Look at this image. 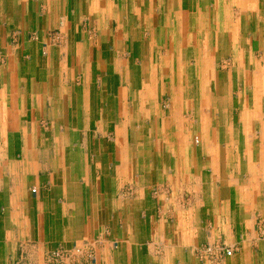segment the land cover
Here are the masks:
<instances>
[{
  "label": "crops",
  "instance_id": "1",
  "mask_svg": "<svg viewBox=\"0 0 264 264\" xmlns=\"http://www.w3.org/2000/svg\"><path fill=\"white\" fill-rule=\"evenodd\" d=\"M263 72L264 0H0V264H264Z\"/></svg>",
  "mask_w": 264,
  "mask_h": 264
},
{
  "label": "rangeland",
  "instance_id": "2",
  "mask_svg": "<svg viewBox=\"0 0 264 264\" xmlns=\"http://www.w3.org/2000/svg\"><path fill=\"white\" fill-rule=\"evenodd\" d=\"M236 61L238 62V59H236ZM204 73L205 74H208V72L207 73L204 72ZM210 74H211L210 75L211 77H209V78H214L215 77L217 79L219 77V80H221V75L224 74V71L220 70L216 66L215 67V70L213 72H210ZM228 74H229V77H230L229 80L232 83V86L230 87V91H231V98H232V101L233 102L230 104V106H229L228 109H226V106H224L225 104H223V103H217L216 104V111H218V113L216 114V117L214 119L211 118V119H207V120L200 119V120L197 121L198 122V126L205 127L206 124H209L210 125V122L211 121H212L213 125H215V126H217V125L218 126H221L222 124H226V123H229L230 122L231 128H232L233 132H235V133L236 132H240V130H241L240 129V126L241 125H240V123L238 121V113L240 111V108L242 107L241 105H243V104L237 103L235 101L240 100V98H242L241 95H242V93L244 91V87H242V86H243V84H244V86H246V84H249V81H250L249 78L250 77L248 76L249 74L247 75L246 72H244V71H238L237 69L236 70L234 69V71H231L230 70L228 72ZM246 75H247V77H246ZM262 76H264V72L262 73ZM255 77H257V76L255 75ZM190 78H191V76H190ZM200 78L201 79L203 78V75L202 74H200ZM245 88H247V91L245 93H247V94L250 93L248 87H245ZM262 91H264V90H262ZM248 106L251 107V104H249ZM260 108H261V106L259 104V109ZM260 110L262 112L260 111V114H258L259 115L258 119L260 118V116H263L264 117V104L262 105V108ZM224 115H225V117H224ZM254 119H255L254 113L251 114V111L248 112V118H247L248 124L251 123V121H254ZM259 121H260V119H259ZM242 123H243V121H242ZM252 126H253V129H252ZM252 126H251V129L254 132L255 131L254 130L255 125L253 124ZM243 127H244V124H243ZM263 127H264V122L261 125V128H263ZM254 136L255 135L252 133V136H251L252 139L254 138ZM191 140H192L193 147L196 148V146H198V144H196V142H195L196 138H194V136H192ZM254 143H256V144L259 143L258 142V138L257 139H253V144ZM231 154H232V156H231L232 162H233V159H237L236 154H238L239 159H241V154H242L241 148L239 147L236 150V153H235V151L234 152L231 151ZM253 159H255V158H253ZM263 160H264V150H263L262 158L259 159V161L262 162Z\"/></svg>",
  "mask_w": 264,
  "mask_h": 264
},
{
  "label": "built area",
  "instance_id": "3",
  "mask_svg": "<svg viewBox=\"0 0 264 264\" xmlns=\"http://www.w3.org/2000/svg\"><path fill=\"white\" fill-rule=\"evenodd\" d=\"M58 34H53L51 41L56 42ZM196 142V140H195ZM260 228L264 226V219L259 221ZM93 243L83 242L70 248H57L45 253L44 264H74L81 258L88 263H94ZM232 253L230 248L222 244L214 243L201 246L195 250V256L203 264H219L223 257H229Z\"/></svg>",
  "mask_w": 264,
  "mask_h": 264
}]
</instances>
